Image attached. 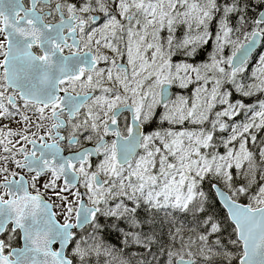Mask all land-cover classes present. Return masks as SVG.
I'll use <instances>...</instances> for the list:
<instances>
[{
	"label": "snow or ice",
	"instance_id": "1",
	"mask_svg": "<svg viewBox=\"0 0 264 264\" xmlns=\"http://www.w3.org/2000/svg\"><path fill=\"white\" fill-rule=\"evenodd\" d=\"M0 264H264V0H0Z\"/></svg>",
	"mask_w": 264,
	"mask_h": 264
}]
</instances>
